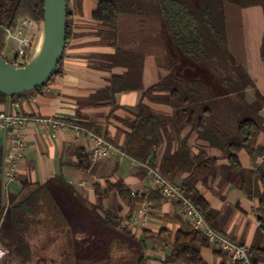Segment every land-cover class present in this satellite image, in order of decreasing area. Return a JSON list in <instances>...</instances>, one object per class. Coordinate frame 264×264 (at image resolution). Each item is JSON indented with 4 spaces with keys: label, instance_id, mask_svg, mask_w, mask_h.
<instances>
[{
    "label": "crops",
    "instance_id": "0c3cea01",
    "mask_svg": "<svg viewBox=\"0 0 264 264\" xmlns=\"http://www.w3.org/2000/svg\"><path fill=\"white\" fill-rule=\"evenodd\" d=\"M143 1L149 4L146 12L121 11L118 14L115 34L111 36L107 28L92 19L91 14L98 0H69L70 33L60 73L39 93L30 92L0 103V114L53 117L78 126L79 132L71 128L46 133L29 123L25 128V148L17 165L16 181L7 186L4 167L11 142L8 132L1 129L0 185L4 187L5 198L9 194H24L54 177H61L77 188L90 205H95L100 196L101 209L97 210L100 215L105 210L117 213L122 218V226L138 240H145V264H184L166 262L171 246L159 238L158 232L165 230L174 234L191 230L189 220L176 202L165 200L156 192L145 197L148 192L147 164L122 151L130 133L129 124L137 120L138 106L141 104L155 116L166 119V123L155 130L154 159L150 166L174 185L187 186L198 192L214 212L213 227L220 234L247 251L253 245L262 246L263 243L257 237L258 199L250 198L242 190L241 177L229 175L222 150L212 145L208 137L216 132L212 123H217L220 130L233 131L237 114H214V121H206V114H202V126L185 122V117L178 112L171 98V89L176 81L169 76L172 73L191 81L201 79L186 75L187 69L194 67L174 46L165 31L157 15V0ZM152 5L155 8H151ZM237 15L234 16L236 22L242 26L240 33L236 34L241 36L242 46L235 47L236 42H232V49L229 40L228 46L230 54L235 53V63L242 67L251 81L245 91V101L250 104L261 103L257 114L261 121L260 131L253 147L262 148L264 54L261 53L264 9L261 5L242 7L240 20ZM236 38L238 36L231 40ZM36 42L37 36L34 44ZM4 49L1 52L3 58L7 61L14 59L15 56H7ZM156 84L163 86L152 87ZM91 133L101 136L125 155L120 157L117 154L98 162L91 160L87 170H80L79 154L89 153ZM206 156L217 159L209 173L199 166ZM238 157L241 167L250 171L255 165L264 162V151L253 159L242 150ZM96 185L101 189L111 187V191L98 195L94 190ZM255 185L261 192L260 184ZM137 195L151 202L146 219L140 212L143 203L136 200L139 199L135 198ZM45 233V239L50 240L49 246L62 247L67 243V246L73 247L74 236L71 227L65 223L55 221L48 224ZM29 243L31 246L32 243ZM199 252L204 264H231L227 255L212 246L199 248ZM58 254L61 256L63 252ZM5 255L6 251L1 260ZM73 257L75 262L80 261L75 255ZM132 260V256L122 252V263L119 264H133ZM83 261L103 264L89 259ZM258 264H264V256Z\"/></svg>",
    "mask_w": 264,
    "mask_h": 264
},
{
    "label": "trees",
    "instance_id": "16d2710c",
    "mask_svg": "<svg viewBox=\"0 0 264 264\" xmlns=\"http://www.w3.org/2000/svg\"><path fill=\"white\" fill-rule=\"evenodd\" d=\"M227 2L240 7L261 5L264 9V0H157L155 6L157 15L161 18L174 46L190 61L192 67L201 66L206 69L213 81L223 90V94H216L199 79L191 81L171 73L169 77H174L176 81L171 89V98L174 99L178 112L185 117V122L202 126L204 121L202 114H206V121H214V114H237L233 131L220 130L217 123H212V126L216 127V132H212L208 137L212 145L222 150V157L227 160L226 169L229 175L241 177L242 190L250 198L258 199L257 237L263 245H253L248 250L252 264H258L264 256V162L255 165L253 170H244L238 155L242 150L253 159L262 154L264 147H253L261 121L257 115L259 109L256 107L252 113L248 105L250 103L247 104L244 99L246 88L251 84H248L250 79L242 67L235 63L229 51L225 16ZM68 4L69 0L66 44L71 20ZM43 5L44 0H0L1 56L2 49L6 46L7 30H15L24 18L40 25L43 20ZM148 6L149 4L143 0H98L91 16L113 36L121 11L144 13ZM155 6L152 5L151 8ZM9 62L17 67L27 64L20 62L16 56ZM61 62L62 58L54 75L46 84L30 92L39 93L44 89L60 73ZM162 86L163 84H156L152 87ZM24 94L12 96L0 94V103L4 104ZM138 111L137 120L129 124L130 133L126 137L122 151L136 160L152 165L153 146L156 144L154 133L157 127L166 123V119L155 116L141 104ZM216 161V158L206 156L199 166L209 173L215 167ZM90 163V155L79 154L80 170H87ZM256 183L260 184L261 192L256 189ZM94 190L98 195H105L111 191V187L101 189L96 185ZM181 190L213 226L214 212L205 199L187 186H182ZM135 198H139L136 200L141 203L149 200L139 195ZM67 207L69 209H66ZM98 209H101L100 196L97 197L95 205H90L77 188L61 177H54L21 195L9 194L7 198L3 185H0V244L6 251L2 264H8L7 257L20 260L23 264L29 262L32 255L29 233L32 226L41 219L38 217L44 211V217L48 220L63 222L71 227L74 236L73 251L77 258L111 264L117 255L124 252L132 256L133 264H145V240H138L130 230L122 226V218L117 213L105 210L102 212L103 215H100ZM158 236L171 246L170 254L165 259L167 263L204 264L199 248L211 246L200 232L193 229L177 231L174 234L161 230Z\"/></svg>",
    "mask_w": 264,
    "mask_h": 264
},
{
    "label": "built area",
    "instance_id": "2783aa9c",
    "mask_svg": "<svg viewBox=\"0 0 264 264\" xmlns=\"http://www.w3.org/2000/svg\"><path fill=\"white\" fill-rule=\"evenodd\" d=\"M39 29L40 25L36 22L24 18L19 22L15 30H7V37L14 39L18 44L15 56L18 57L20 62H27L31 57L30 53L36 44H34V38ZM29 123H33L37 130L42 132L46 131V133H54L58 130L65 131L71 128L76 133L79 132L78 126L53 117L26 116L14 113L0 114V130L4 129L8 132L11 142V148L6 156L4 167V178L7 186L16 181L17 165L25 148V128ZM89 136L91 147L88 155H90L92 161L98 162L110 159L117 154L120 157L125 155L110 142L105 141L101 136L92 133ZM145 168L148 180V192L145 197L151 192H156L161 198L176 202L185 217L189 220L191 228L200 232L215 250L226 254L231 264H252L248 251L238 243L231 241L225 235L223 236L216 231L205 220L191 199L182 192L181 187L169 182L155 167L145 165ZM150 205V201H143V206L140 211L143 219H146V213ZM0 253L3 255L4 251ZM2 255H0V259Z\"/></svg>",
    "mask_w": 264,
    "mask_h": 264
},
{
    "label": "water",
    "instance_id": "95a60500",
    "mask_svg": "<svg viewBox=\"0 0 264 264\" xmlns=\"http://www.w3.org/2000/svg\"><path fill=\"white\" fill-rule=\"evenodd\" d=\"M66 21L67 0H44L43 20L27 64L17 67L0 55V94H24L52 78L66 46Z\"/></svg>",
    "mask_w": 264,
    "mask_h": 264
},
{
    "label": "rangeland",
    "instance_id": "374dc122",
    "mask_svg": "<svg viewBox=\"0 0 264 264\" xmlns=\"http://www.w3.org/2000/svg\"><path fill=\"white\" fill-rule=\"evenodd\" d=\"M241 10H242V7H240V6H236V5L229 3V2H227L225 4L226 24H227V31H228L227 36H228V40L231 41V42H229V44L232 46V49H233L234 42H236L235 47L240 48V46H242L241 36L239 34H236V33H240L242 25L240 22L237 23L236 18L234 17L237 13L238 14L237 19L240 20L242 17L241 16ZM234 12H235V14H234ZM234 36H238V38H236L235 40L233 39V41H232L231 39ZM232 42H233V44H232ZM237 44H238V46H237ZM17 49H18L17 42L12 38H8L6 41V47L4 49L7 52V56H9V57H13V55L15 56ZM32 49L33 50L31 51L30 56H32V53L34 51V48H32ZM234 54L231 53L232 58L235 59ZM261 54H264V40H263V46H262V53ZM13 60L14 59H12L10 61H13ZM262 61L264 62V55H262ZM186 75H188V76L190 75L191 78L193 76H198L201 79V81L204 84H206V86H208L210 89L214 90L216 94H223V90L220 88V86L218 84H216V82L213 81L211 75L203 67L196 66L193 69H187ZM250 83H251V81L248 84H250ZM251 89H252V87H251ZM254 89L256 90V88H254ZM261 99H263V97ZM248 105L251 107L252 113H254L256 107L259 108L261 106V103H255L254 106H252L250 104H248ZM63 202H64V200H63ZM44 213H45V211L40 214V216L38 217V218L41 217V219H39L40 221L38 220V223H35L32 226V229H31L32 231L29 233L28 240H29V242L32 243V245H31L32 255H31V259L26 264H88V263H82V262H84L83 259L82 260L79 259L80 261L75 262V259L73 257V255H74L73 247L67 246L68 245L67 243H64V245L62 247L54 246V245H50V246L48 245L50 240L48 241L44 237V234H46L45 228L47 227L48 224L54 223L55 220L54 221L48 220L47 218L44 217ZM65 239L66 238H64V240ZM2 251H4V250L0 244V252H2ZM60 251L63 252V254L61 256H58L59 255L58 252H60ZM119 255H117V257L112 260L111 264H119L122 262V255H120V256ZM7 262H8V264H23L20 260L9 259L8 257H7ZM0 264H2L1 259H0Z\"/></svg>",
    "mask_w": 264,
    "mask_h": 264
},
{
    "label": "clouds",
    "instance_id": "9594fccd",
    "mask_svg": "<svg viewBox=\"0 0 264 264\" xmlns=\"http://www.w3.org/2000/svg\"><path fill=\"white\" fill-rule=\"evenodd\" d=\"M0 255H2V253H0Z\"/></svg>",
    "mask_w": 264,
    "mask_h": 264
}]
</instances>
